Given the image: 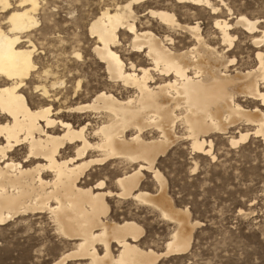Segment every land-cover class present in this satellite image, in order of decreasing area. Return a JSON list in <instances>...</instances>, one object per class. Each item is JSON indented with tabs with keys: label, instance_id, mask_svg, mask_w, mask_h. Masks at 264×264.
<instances>
[{
	"label": "bare ground",
	"instance_id": "6f19581e",
	"mask_svg": "<svg viewBox=\"0 0 264 264\" xmlns=\"http://www.w3.org/2000/svg\"><path fill=\"white\" fill-rule=\"evenodd\" d=\"M98 1V11L82 22L86 35L76 36L77 31L61 37L60 31L76 24L71 20L62 21L60 31L55 27L46 43L40 38L47 44L46 50L40 48L54 60L37 65L31 41L37 0H0V225L47 215L61 238L75 240L53 264L68 259L156 264L163 256L185 253L200 224L190 219L187 207L173 205L154 165L178 141L176 129L183 131L191 152L211 158L208 136L224 134L240 121L254 128L230 138L231 147L251 134L264 142L262 110L236 102L244 97L264 106L259 86L264 80V11L261 20L231 12L225 0ZM206 10L213 31L203 32L200 15ZM242 34L255 49L257 65L230 72L238 62L223 47L230 52ZM122 43L126 54H121ZM89 53L98 68L92 79L85 73ZM113 162L135 166L115 179L118 191L105 189L103 180L82 182L93 166ZM143 172L152 173L158 186L154 194L140 190ZM112 196L151 205L176 224L163 251L137 244L143 229L136 222L106 219ZM112 244L119 248L116 256Z\"/></svg>",
	"mask_w": 264,
	"mask_h": 264
},
{
	"label": "rangeland",
	"instance_id": "374dc122",
	"mask_svg": "<svg viewBox=\"0 0 264 264\" xmlns=\"http://www.w3.org/2000/svg\"><path fill=\"white\" fill-rule=\"evenodd\" d=\"M37 2V25L31 31L33 35L30 33L31 41L36 47L35 54L38 56L37 65L50 64L54 60L51 54L43 52L47 44L42 42L46 43L45 40L54 37L52 32L55 27L57 30L55 29L54 32L60 31L59 25L75 20L76 24L68 26L70 30L65 29L58 34L61 37H70L71 33L78 31L77 34L75 33L76 36H84L87 34L86 26L81 25L88 22L101 6L98 0L84 2L83 0H37ZM225 3L235 14L244 13L250 18L257 17L263 20L261 13L264 11V5L261 0H225ZM180 11L183 12L184 9ZM223 12L222 17L228 18L229 12L225 10ZM206 14L207 10L200 15L203 32L211 28V21L206 18ZM2 15L0 13V19L3 18ZM2 25L5 28L6 24ZM43 37L45 39L42 41L40 38ZM238 37L236 46L232 45L230 52L226 51L228 47H223L225 55L234 56L238 62L230 68V72L234 69L246 71L257 65L255 49L250 45L248 38H244L245 34ZM41 44L45 50L40 48ZM215 46L219 47L220 44ZM126 48V43H122L121 54L128 52ZM219 48L221 49L222 46ZM87 50L89 51L88 47ZM140 56L144 59L142 54ZM84 60L87 67L85 73L92 79L93 74H98V68L92 63L90 53L84 56ZM92 82L94 83L95 80L93 79ZM259 86L264 92V80L260 81ZM244 99L237 97L236 102L248 110L257 107L264 115V106H260V101ZM243 123L240 121L234 124L224 134L212 133L208 136L212 140L214 158L191 152L189 141L181 138L183 131L176 129V135L181 139L178 138V141H175L156 160L155 168L166 180L165 192L171 198L173 205L181 209L187 207L190 219L200 222L194 228L191 245L185 253L163 256L156 264H264V142L260 137L251 134L244 143L240 142L231 147L230 138L237 139L238 132H251L254 128L252 124ZM18 153L17 158L22 160L24 150ZM64 153L68 154L70 150L67 149ZM132 167L117 162L105 166H93L82 182L93 185L103 180L105 189L116 192L118 188L115 186V179L124 172L131 171ZM143 173L140 190L154 194L158 186L152 173ZM107 201L108 221L136 222L143 229L137 244L142 248L149 247L157 252L163 251L165 242L176 229L174 222L163 219L155 207L131 198L112 196L107 198ZM74 243L75 240L66 241L61 238L54 231L45 214L17 218L0 225V264H53L61 253L72 249ZM95 247L99 254H102V247L100 245ZM112 247V255L116 256L119 248L114 244ZM88 262V259H68L63 264H88Z\"/></svg>",
	"mask_w": 264,
	"mask_h": 264
}]
</instances>
